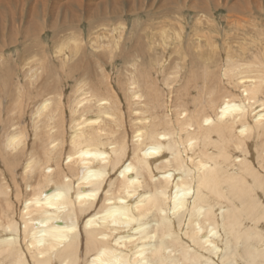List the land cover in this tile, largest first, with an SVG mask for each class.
Instances as JSON below:
<instances>
[{
    "label": "bare ground",
    "instance_id": "6f19581e",
    "mask_svg": "<svg viewBox=\"0 0 264 264\" xmlns=\"http://www.w3.org/2000/svg\"><path fill=\"white\" fill-rule=\"evenodd\" d=\"M37 5L36 0L33 6ZM254 9L261 8L249 11ZM82 14L83 21L91 24V34H102L106 25L96 24L95 13ZM99 26L100 33H96ZM59 45L58 59L74 62L79 54L67 50L64 41ZM100 45L110 50L108 40ZM203 73L205 86L196 96L191 90L172 86L182 98L193 95L187 106L170 97L155 106L149 86L160 96L166 91L146 79L141 69L125 76L124 95L137 106L131 112L137 124L131 133L130 159L125 133L119 127V108L104 111L116 104L112 97L102 95L107 92L99 85L108 83L105 72L92 87L80 85L68 102L74 121L68 125L67 144L60 87L52 96L39 93L31 120L39 149L36 154L29 152L18 175L23 187L16 178L18 164L14 167L12 160L26 146L27 135L16 127L12 133L3 128L0 135L1 157H8L12 182L0 175L4 197H0V236L4 238H0V264H264V232L258 226L264 222V203L259 201V192L264 197V72L255 64L227 57L216 79L210 72ZM39 76L40 70H33L27 83L36 85ZM135 81L149 88L148 93ZM218 83L230 85L242 96L235 98ZM0 86L6 88L1 79ZM16 86L12 113L21 110L27 96L24 87ZM108 91L115 94L111 88ZM256 105L261 111L248 119ZM157 109L163 113L159 115ZM91 110L97 117L87 116ZM253 137L260 138L255 163L248 157L252 154L248 141ZM102 138L109 142L103 143ZM162 138H167L170 157L157 168L170 167L181 173L170 190L168 176L151 183L147 164L157 159L151 156L162 148ZM64 146L68 147L67 172L59 159ZM121 162L122 169L110 182L102 204L81 223L82 216L90 215L97 205L108 172ZM30 175L33 178L28 182ZM139 179L149 194L129 204L140 187ZM13 198L21 206L17 218Z\"/></svg>",
    "mask_w": 264,
    "mask_h": 264
},
{
    "label": "rangeland",
    "instance_id": "374dc122",
    "mask_svg": "<svg viewBox=\"0 0 264 264\" xmlns=\"http://www.w3.org/2000/svg\"><path fill=\"white\" fill-rule=\"evenodd\" d=\"M42 1L46 2L45 6ZM34 4L36 0H0V79L6 85V88L0 86V135L3 128H8V132L12 133L13 127L23 130L27 135L26 146L19 150L12 160L14 167L18 164L16 178L22 187L24 183L18 176L22 172L21 168L29 152L36 154L39 149L33 138L31 121L33 104L39 99V93L52 96L60 87L65 107L64 142L67 144L70 135L68 125L74 121L68 112V102L80 85L92 87L102 72H105L109 84L106 81L99 84L107 90L102 95L104 98L112 97L116 104H111L104 111L115 112L116 108H119L122 119L119 127L125 133L130 159L133 137L131 133L133 125L137 124L131 112L137 106L124 95L123 90L128 83L126 75L130 77L137 69H141L146 79H153L152 84L166 91L165 95L160 96L156 88L149 86L153 95L152 104L155 106L165 104L168 97L174 100L179 98L178 102L187 106L191 104L193 95L190 98H182L178 91H173L172 86L180 87L179 90L182 91L184 88L191 90L196 96L205 86L202 82L203 72H210L212 78L216 79L218 73L223 70L227 57L244 64H255L264 72V0H37L38 5L34 7ZM111 4L116 8H113L115 12L112 11ZM256 6L261 9L249 11ZM34 9L36 13L33 12ZM79 11L95 13L100 19H97L96 24L106 25V28L99 26L94 30L96 32L102 28V34H91V24L83 21L84 15ZM76 16L80 21L75 22ZM98 32L100 33V30ZM68 36L70 38L67 40ZM107 40L110 50L100 45ZM62 41L66 42L67 50H74L79 54L74 62L67 63L58 59L56 52L62 48L59 45ZM98 50L104 53H95ZM92 53H95L94 57H91ZM36 69L40 70L38 83L30 85L27 83V77ZM172 76L174 80L171 79ZM136 83L148 93L149 88L143 89ZM16 85L24 87L27 96L26 99L23 98L21 110L12 113L10 107L15 100ZM7 87L11 90L8 91ZM218 87L222 90L230 89L232 96L237 99L242 96L239 90L232 89L226 83L221 86L218 83ZM110 88L115 94L108 91ZM256 107L248 115V119L256 111H261L258 105ZM92 111H89L87 116L97 117L98 113ZM155 111L159 112V115L163 113L158 109ZM259 139L253 137L248 141L253 154L248 157L250 161L253 158L252 163H255V154L260 146ZM101 141L109 142L104 138ZM161 141L162 148L151 156L157 159L147 164L150 167L151 183L155 184L158 179L168 176L170 190L171 182L174 183L181 173L170 167L157 168L170 157L167 138H162ZM67 152L68 147L64 146L59 157L64 169ZM0 154V175L5 176L4 179L12 184L8 172V157H1L2 148ZM122 164L121 162L116 170L108 172L105 189L97 195V205L88 212L90 215L82 216L81 223L95 214L94 210L102 204L104 194L110 182L115 181ZM71 175H74V171ZM32 178L30 175L27 181L31 182ZM137 183L140 187L135 195L129 198V204L141 195L149 194V189L141 179L137 180ZM259 193V201L263 206L264 197ZM0 197L4 198L1 195ZM12 201L15 210L13 216L17 218L21 206L14 198ZM263 225V221L258 225L262 228L261 232H264ZM0 238L4 239L3 236ZM135 238L133 237V240ZM217 243L220 249L223 248L222 243ZM259 247L261 248L260 245Z\"/></svg>",
    "mask_w": 264,
    "mask_h": 264
}]
</instances>
